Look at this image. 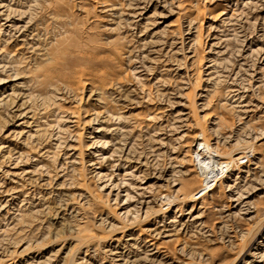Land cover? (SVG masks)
<instances>
[{
	"label": "rangeland",
	"instance_id": "1",
	"mask_svg": "<svg viewBox=\"0 0 264 264\" xmlns=\"http://www.w3.org/2000/svg\"><path fill=\"white\" fill-rule=\"evenodd\" d=\"M0 264H264V0H0Z\"/></svg>",
	"mask_w": 264,
	"mask_h": 264
},
{
	"label": "bare ground",
	"instance_id": "2",
	"mask_svg": "<svg viewBox=\"0 0 264 264\" xmlns=\"http://www.w3.org/2000/svg\"><path fill=\"white\" fill-rule=\"evenodd\" d=\"M208 155V154H207ZM210 159H209V156H206V159L204 160V167H205V169H208V167H209V163H208V161H209ZM210 172V171H209Z\"/></svg>",
	"mask_w": 264,
	"mask_h": 264
}]
</instances>
